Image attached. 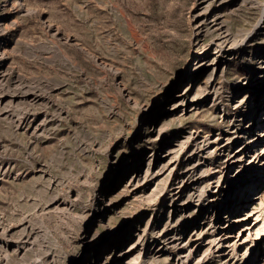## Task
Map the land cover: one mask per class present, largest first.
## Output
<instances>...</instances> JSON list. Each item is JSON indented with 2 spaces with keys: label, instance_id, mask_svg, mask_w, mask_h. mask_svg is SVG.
<instances>
[{
  "label": "rangeland",
  "instance_id": "1",
  "mask_svg": "<svg viewBox=\"0 0 264 264\" xmlns=\"http://www.w3.org/2000/svg\"><path fill=\"white\" fill-rule=\"evenodd\" d=\"M263 7L0 0V264H264V168L216 186L237 136L264 152ZM252 210L251 252L209 247L211 223Z\"/></svg>",
  "mask_w": 264,
  "mask_h": 264
},
{
  "label": "bare ground",
  "instance_id": "2",
  "mask_svg": "<svg viewBox=\"0 0 264 264\" xmlns=\"http://www.w3.org/2000/svg\"><path fill=\"white\" fill-rule=\"evenodd\" d=\"M263 23H264V7L262 9L261 16L258 19L257 23L254 25V27L249 32V34H247L248 37H250L251 33H253L254 31L259 30V29H263V27H264ZM222 45L220 44L217 46V52L222 50V48H223ZM208 48H210V47L208 46ZM0 54H2V52H0ZM263 76L264 75H261L258 77V79H260V81H259L260 84H262L264 81ZM5 96H4V91H1L0 92V104L4 101ZM37 98H38V93H36L30 87L21 88V89L17 88L16 90L13 89L12 91H10V99L6 100V102L3 104L1 109L2 110H5V109L8 110V107L10 106V104L12 103V100H14V99L32 100V99H37ZM2 110H1V112H2ZM14 118H16V117H14ZM234 141H235L236 145L234 146V149L232 150V152H230L226 156V159L224 161V165L222 166V169L220 171L221 176L219 175L220 178L219 177L217 178L218 180L216 181V186H219L220 184H222V182H224V180L226 179V176L228 174V171L231 168H235V170L237 171V175L233 178V180H231L230 179L231 177H229L228 179H226V181L227 182L229 180L232 181V183L234 184L233 186L236 187L235 189H240V187L246 185V181H244V179L241 177V175H242L243 171H245L247 168H250V171L252 173L258 171L261 167L264 168V152H262V150L259 151L258 148L255 147L258 139H255V140L253 138L248 139V137L245 139V138H242L241 136H237ZM170 151H172V150H170ZM246 151L249 152V156H248L249 157V164L248 165H246L244 163V160H243V157L245 156ZM167 163L164 165L162 164V166H160V167L158 166V168H160L159 170H162L165 166H167ZM253 175H255V174H253ZM201 176L202 175L196 173L194 164L188 165L185 172H184L183 178L180 180L179 184L177 186H175L174 195L178 194L184 185H187V186L193 185L197 180L200 179ZM200 194H201V192H199V191L192 193V194H189V196L184 201L183 206L186 207L188 205H194V203L197 202L198 199H200L199 198ZM256 195H258V194H256ZM230 197L232 199V201H231L232 205H231V207L226 205L225 208H227V210H232L233 208L236 210L238 207V204L241 203V202H239V200L242 199L241 201H243L245 199L244 197L239 199L238 197H236V194H234V193L229 195V198ZM258 197L256 196L255 199H258ZM174 198L173 197L170 198L171 202H173V203L175 202ZM234 199H235V201H234ZM250 199H253V197ZM256 212L257 211H253V210L249 211L246 213L245 216L236 217L234 220H231L226 224H223L219 220H216L213 223H211V226L214 227V228H212V229H214V232H213L212 236L210 237L211 239H209V242H208L209 247L216 250V251L217 250L223 251L224 248L234 249L237 246L238 247L245 246L248 242H250L249 245L247 246L246 251L251 252L252 245L255 242L256 243L259 242L258 239L260 238V235H259L260 232H254L253 231V227L258 221V215L256 214ZM234 222L240 223V225H241V227L237 231V234H234V232H233ZM253 234H254V236L252 237ZM29 237H30V233L26 234L24 237L23 243H25V244L29 243L30 242V241H28ZM19 248H21V247H19ZM179 259H180V257H179ZM258 259H261V258H258Z\"/></svg>",
  "mask_w": 264,
  "mask_h": 264
}]
</instances>
